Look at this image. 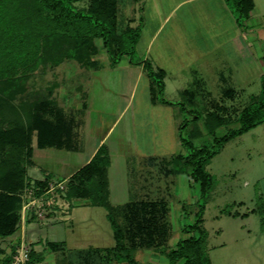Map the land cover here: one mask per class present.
<instances>
[{"label": "crops", "instance_id": "0c3cea01", "mask_svg": "<svg viewBox=\"0 0 264 264\" xmlns=\"http://www.w3.org/2000/svg\"><path fill=\"white\" fill-rule=\"evenodd\" d=\"M253 1L254 7L250 15L256 7L255 0ZM116 9L117 16L122 9L130 12L129 16H126L125 29L138 27L141 36L144 31H148L149 37L144 49L148 56L139 58L148 59L157 74L160 70L163 71L164 89L167 76H173L172 78L175 79L181 78L178 76L182 75L183 77L184 75L193 76L190 80L185 79L186 87L179 89L184 93L188 92L191 99L195 94L192 84L198 85L201 82L202 85L207 84L205 75L209 72L220 76L219 82L226 83L232 76L239 78V74L244 72L247 58L253 62L256 57L252 48L256 49V42L259 41V38L256 39L257 34L253 35L252 31L248 33L246 30L248 26L245 23L239 24L226 0H125L124 2L117 0ZM137 13H139L138 16H136ZM257 48V55L261 60L260 67H264V50L260 45ZM94 59L97 60V65L84 68L85 78L83 77L81 82L76 80L75 82L78 81L76 85L71 84L72 88L68 89V94L63 100H58L54 93L60 111L55 116L52 131H45L41 136L37 132L33 135V155L31 164L28 166L29 176L33 179H42L50 175L54 181L65 184L75 172L90 161L99 148H103L110 160L107 167L109 202L114 213L120 211L122 214L124 222L122 223L127 228L125 229L128 234L127 246L132 249L133 257L139 264H169L167 256L155 251L153 247L137 246L136 248V241L134 243L132 237L140 230L139 218L148 217L149 205L157 203L162 206L163 204L168 210L167 220L170 224V239L163 247L172 246L169 244L174 231L169 219L170 198L166 196L169 194L166 193V176L183 177L182 174H186V172L176 173L173 166L174 156L182 152H172L165 141H160V136L167 133L166 127L157 125L156 117L147 116L146 125L143 127L137 125V132H135L133 119L135 110L131 111L133 104L131 96L142 76L147 77L150 108L163 102L153 100L151 78L143 64L130 62L127 54H123L115 66L110 65L107 54L97 55ZM173 68L178 71H174ZM263 73L264 69L260 73L261 76ZM113 78L118 85L119 89L116 86L118 92L121 94L122 89L128 90L130 95L125 99L117 98L118 101L115 100L114 108L111 110L110 107H103L111 102L108 91ZM83 81H86L85 85ZM177 82L179 83L180 79ZM231 85L233 84H229L230 87L227 86L222 90L227 95L234 96L238 89ZM76 93L81 95L79 100L76 99ZM70 94H73L72 98L69 97ZM167 103L172 102L168 100ZM219 106L223 108L222 111L228 112L226 105L219 103L217 107ZM211 110L213 109L206 110L202 116L204 121ZM157 119L159 123V118ZM182 124H177L180 143ZM197 131L198 128L194 127L191 133L197 136ZM39 138L51 140V142L42 144ZM45 154L60 157L65 171L63 168H49L45 162L39 163L41 158H45ZM30 167L33 170L32 174ZM181 180L182 186L186 187L188 181L184 177ZM55 193V199L58 198L61 203L60 207L58 206L60 209L55 211L60 214L55 216V219H58L56 221L61 220L62 216L66 217L62 220H71L75 204L93 206L86 203L85 199L67 198L64 191ZM47 241L55 240L47 239ZM42 242V239H38L34 243L36 259L31 264H45L46 259L53 264H75V262L77 264H127L126 261H118L116 258L108 259L106 253L98 252L101 248L113 247L115 238L110 245L87 243L86 247L80 248L81 250L72 247L76 250L75 259L71 258L73 250L68 247L65 240L56 241L61 243L56 249L44 248ZM177 242L176 240L175 243ZM54 251H60L64 257L54 256ZM138 251H141V260L136 257L137 254L135 255Z\"/></svg>", "mask_w": 264, "mask_h": 264}, {"label": "rangeland", "instance_id": "374dc122", "mask_svg": "<svg viewBox=\"0 0 264 264\" xmlns=\"http://www.w3.org/2000/svg\"><path fill=\"white\" fill-rule=\"evenodd\" d=\"M92 1L78 0L74 2V5L77 8L86 9L91 5ZM122 1L124 2L125 0ZM3 3L6 7L1 11L4 13V17H1V31L2 27L6 25L5 19L9 18L7 15L16 17L21 27L28 25L35 29H40L43 26L48 29L51 26V23L47 19V15L50 13L48 11H39L36 0H3ZM255 5L254 11L245 20V24L248 26L246 28L247 32L252 31L253 35L257 34L256 39L258 40L259 38V41L256 42V49L254 47L252 48L256 53V57L253 62L251 60L249 61L248 58L245 60L244 72L239 74V78L232 76L226 83H223L219 82L220 76L209 72L205 75L207 84L202 85V82L198 85L192 84V89L195 90V94L193 95L194 98L191 99L189 98L190 94L188 92L184 93L179 89L186 87L185 79L188 78L190 80L193 77L192 75H184V77L182 75L178 76L181 78L176 79L172 78L173 76H167L163 97L172 103L168 104L166 102L163 104L162 102L160 105L154 106L151 109L148 103L147 77L142 76L131 96L133 100L131 111L135 110L133 115L135 132H137V125L139 127L146 125L147 116L151 115L152 117H156L157 125L166 127L167 134L164 136L161 135L160 141H165L170 151L186 154L192 150V147H186L182 142L183 140L180 143L177 129L178 123H185L180 128L181 135L186 142L192 143L194 147L201 145L211 146L214 137L222 136L228 129L239 126V122H235L238 112L249 103L251 95L259 93L261 89L260 73L264 69L263 66L260 67L261 60L257 55L258 45L264 50V0H255ZM128 14H130L129 10L125 11L124 9L118 13L117 23L120 31L125 30L126 16H129ZM137 21L139 20L137 19ZM147 33L148 31H144L142 36L140 35L135 46L136 52L133 55V59L135 60L140 56L145 58L148 56L144 50L145 43L149 37ZM44 36H46L45 33L37 37L41 38L39 40L42 41ZM95 42L99 47L100 53L98 56L106 55L103 39L98 37L95 39ZM51 43L49 47H46L44 52H53L55 50V65L51 67L48 62H43L34 71L26 73L29 77L28 79L25 77V82L28 85V89L24 94L25 97L23 93L16 96L18 99L16 101L22 99L18 106H21L24 116L27 114L28 101L46 97L50 92L49 90H51L50 88H53V92L58 100H63L68 94V89H71L78 81L81 82L83 77L85 78V67L80 66L74 59L60 57L68 50V41L62 39V43L60 42L57 47L53 42ZM174 71H178V69L175 68ZM23 72L20 68L8 71L9 78L17 84V87L14 89L16 93H19L21 90L20 85L24 81L22 78L25 76H23L25 74ZM116 74L118 78L119 73L117 72ZM3 79L0 76V83ZM179 79L180 82L178 83L177 81ZM76 80L78 81L75 82ZM85 82H82L83 85L86 84ZM110 84L108 93L111 96V102L103 108L110 107L113 110L115 100L118 101L117 98H129L130 92L122 89L120 94L114 78ZM229 84H233L238 89L234 96L227 95L222 90L223 88H227V86L230 87ZM124 87L128 86L124 85ZM70 95L69 97L72 98L73 94ZM75 96L79 100L81 95L76 93ZM219 103L227 106L228 112L225 113L222 111V113L225 115L229 114L232 120L230 123L217 127L214 133L211 134L207 130L202 116L206 110L221 108L220 106L217 107ZM194 114L199 115L198 119H193ZM157 118H159V123ZM194 127L200 131L198 136L191 133ZM43 162L49 168L60 169L65 167L62 165L60 157L56 155L48 156L45 154V158L43 157L39 161V163ZM206 167L213 175V186L205 202L201 226L206 231L205 251L211 259V264H264V213L261 212L262 210L264 211V124H259L227 141L219 152L209 160ZM63 171H65L64 168ZM30 173H33L31 167ZM187 175V172L186 174H182L188 181L186 187L182 186L181 179L183 177H179V175L166 176V193L169 194L165 195L170 198L169 219L174 231V235L169 244V246L172 244L170 248L176 245V240L178 241L180 238L189 235L182 228L185 224L194 222L195 213L198 210L197 199L199 197V185L193 182L190 175L188 177ZM20 184L18 185L21 188L15 191L23 197L19 219L20 228L14 235L0 238V245L5 249L6 254L11 252L13 245L16 248L19 245H23L25 249L30 250L38 239L43 240L44 248L46 247V241L48 239L55 241L65 240L68 247H76L79 250H81L80 248L86 247L87 243H91L92 245H110L113 243V230L105 207L75 204L71 214L73 217L71 220H62L66 219L65 216H62L61 220L56 221L58 219H55V216L60 214L55 213V211L57 212L61 204L58 198L56 199L55 208H46V200L42 199L44 201L43 204L38 199L45 192L40 195H34L31 188H26L23 185L24 182ZM52 186L54 188L51 193H53L52 195L54 197H56L55 192L60 191L61 193V190L66 191V183L64 184L63 182L51 179L49 188ZM4 190H7V187L4 182H1L0 194ZM30 194L32 198L37 197L38 202L36 200L37 203L35 202V206L38 213L35 214L36 217L33 216L28 219L29 213L24 210L23 206L29 200ZM115 213L122 223L123 220L120 211H115ZM71 252V258H74L76 250ZM68 254L70 256L69 252ZM136 254V257L141 260V251L135 252ZM53 255L64 257L60 251H54ZM47 261L46 259L44 263L53 264Z\"/></svg>", "mask_w": 264, "mask_h": 264}, {"label": "trees", "instance_id": "16d2710c", "mask_svg": "<svg viewBox=\"0 0 264 264\" xmlns=\"http://www.w3.org/2000/svg\"><path fill=\"white\" fill-rule=\"evenodd\" d=\"M76 1L78 0H36L39 11L50 13L47 19L52 27L48 29L43 26L40 29L28 25L21 27L16 17L7 15L9 18L5 19L6 25L1 31V17H4L1 11L6 5L3 0H0V76L4 78L0 83V184L4 182L7 187V190L0 194V238L12 236L20 228L23 197L15 192L21 188L20 183L24 182L23 185L31 188L34 195H40L48 190L52 179L50 175H46L42 179L32 178V180L28 173V165L32 161L34 133L37 132L41 136L45 131H52L55 116L60 111L53 88H50L46 97L28 101L25 116L22 114L21 106H18L22 99L16 101V96L23 93L25 97L24 94L28 89L25 77L28 79L29 76L26 73L34 71L43 62H48L51 67L55 65V50L44 52L46 47L52 44L51 42L57 47L60 42L62 43V39L68 41V50L60 57L74 59L80 66L91 68L97 65V60L94 58L100 53L95 39L101 37L111 66H115L123 54L129 56L130 62L143 64L151 78L153 100L168 102L163 97V71L160 70L157 74L148 59H133L140 29L129 27L124 31L119 30L116 14L117 0H93L86 9L77 8L74 5ZM226 1L233 9L239 24L243 25L250 16L254 1ZM43 33L46 36L42 42L37 36ZM19 68L24 71L23 76H25L22 78L24 81L20 85V92L16 93L14 89L17 84L9 78L8 71ZM222 110V107L211 110L205 116L204 123L210 133H214L217 127L230 123L232 120L230 115L223 114ZM198 117L199 115H194L193 119ZM235 120L239 122V126L228 129L222 136L214 137L211 146L194 147L181 136L183 144L186 147H192V150L186 154L174 156V171L187 172L193 182L199 185L198 210L195 213L194 222L185 224L182 228L189 235L180 238L174 247L163 248L169 238L168 210L163 204L162 206L157 203L150 204V209L146 210L148 217L139 218L140 230L132 237L134 243L136 241V248L137 246L153 247L155 251L167 256L169 264H211V259L205 251L206 231L201 226L205 202L213 186V175L206 166L227 141L259 124H264V73L261 76L259 93L251 95L249 103L238 112ZM184 125L185 123L182 124ZM199 134L198 130L197 136ZM39 141L42 144L51 142L43 138H39ZM109 161L106 151L99 148L90 161L68 180L64 195L70 199H85L89 205L105 207L113 230L115 245L111 248H101L98 252L106 253L108 259L116 258L118 261H126L127 264H139L133 257L132 249L127 246V228L123 225L124 222L121 223L116 217L109 202L107 178ZM11 189L13 190L9 191ZM61 192L63 193L62 190ZM261 212L264 213L263 210ZM33 216L36 217L35 213L29 212L28 219ZM60 245V242L46 241V248L56 249ZM15 251L16 246L13 245L11 252L6 254L5 249L0 245V264L10 263ZM35 259V250L32 247L29 250V259L25 263L31 264Z\"/></svg>", "mask_w": 264, "mask_h": 264}, {"label": "built area", "instance_id": "2783aa9c", "mask_svg": "<svg viewBox=\"0 0 264 264\" xmlns=\"http://www.w3.org/2000/svg\"><path fill=\"white\" fill-rule=\"evenodd\" d=\"M53 188H54V186L50 187L48 189V191H46L47 193L45 192L44 198H43L44 195H41L40 198L38 197V199H40L39 201H42V199L46 200L45 201L46 202V208H55L56 199H55L54 195H52L53 193H51ZM36 200H37V197L35 196L32 198V195L30 194L29 200H27L23 206L24 210H26L28 213L34 212L35 214H37L38 210L36 209L35 204L38 202V200H37V202H36ZM42 202L44 204V201H42ZM39 207H40V205H39ZM28 259H29V250L25 249L23 245H19L16 248L15 254L13 256V260L7 264H24Z\"/></svg>", "mask_w": 264, "mask_h": 264}]
</instances>
